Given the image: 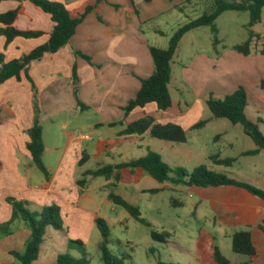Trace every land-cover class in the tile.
Segmentation results:
<instances>
[{
	"label": "crops",
	"instance_id": "crops-1",
	"mask_svg": "<svg viewBox=\"0 0 264 264\" xmlns=\"http://www.w3.org/2000/svg\"><path fill=\"white\" fill-rule=\"evenodd\" d=\"M49 1L63 3L71 18H77L86 7L92 6V10L77 26L74 35L63 48L31 62L21 72L19 78H11L0 85V224L11 219L12 209L7 200L14 199L24 203L30 212H40L45 207L56 206L62 223L59 231H66L67 242L73 240L83 243L80 239H86L85 237L92 234L94 227L97 229L95 225L97 218H102L110 230L117 225L126 230L129 217L134 219L122 208L124 213H117L118 206L108 200L109 185L114 184L113 192L137 207L141 218L148 222L152 229L151 223L142 216L139 206L148 207V213H155L157 219L158 216L161 217L159 211L147 203L152 199L151 196L164 191L173 194L182 186L186 188L184 194L187 199L195 198L194 201L189 200L188 215L194 219L196 216L203 217L208 224L210 223L211 231L199 232L194 240V260L197 263L216 264L213 258L214 248L217 247L224 256L222 252L224 246L218 244L219 238L226 240L225 245L227 247L229 245L232 251L233 233L247 230L251 233L255 255L245 256L246 259L238 264H264V223L263 230L258 227L264 220V199L251 195L244 188L235 186L200 188L175 184L170 180L159 183L141 169L133 171L122 169L117 183H113L111 178L83 176L86 171L128 163L144 157L151 151L159 155L169 168H182L186 171L185 165L191 166L193 170L207 164L211 171L228 174L231 179L264 190V176L263 178L260 176L264 174V170L257 169L254 172L249 169V160L248 162L245 160L246 167L239 166L237 173L232 172L237 162L236 156L230 157L235 159L231 167L210 162L211 166L208 162L209 157L214 155L221 159H229L225 154L227 149H231L230 153L234 154L240 152L234 151V143L231 138L229 139L233 127L227 126L221 134L212 137L214 145L212 153L206 152L204 142L198 144L195 139L202 136V131L210 126L208 124L214 118L213 114V118L205 120L201 118L204 109L200 102H206V96L230 95L239 87H249L250 83L259 86L264 78V55H260L259 51L264 48L254 54L250 50V55L247 56L235 52L232 48L236 45L231 47V51L222 47V53L197 54L182 65L178 82L180 88L174 90V98L168 84L172 101L170 108L160 111L154 104H147L143 108H135L124 114V107L136 97L141 80L153 73L149 47L154 46L144 41L142 25L155 19L159 14L175 10L179 6V10L182 11L186 5L192 4L193 0ZM135 3L141 5L139 9ZM154 4L167 6L165 8L162 6L159 12L154 13L152 11ZM10 11L17 12L12 24L15 29L41 32L42 35L32 39L17 37L8 43L0 33V62L3 63L19 59L44 44L52 30L49 15L28 0H6L0 3V15ZM4 28L5 26L0 24V30ZM149 31L162 34L161 30L154 27L149 28ZM249 58L256 60L249 62ZM174 59L175 57L171 63V75ZM249 65L254 68L260 65L263 76L251 79ZM211 84L213 87H209ZM248 89L244 88L246 95ZM247 106L248 102L245 109ZM83 113L97 118L86 117L85 124L80 128L70 127L68 117L81 116ZM60 117L66 118L57 120ZM145 117L151 118L155 124L180 126L186 134V142L174 143L154 139L148 132L141 135L121 134L128 124ZM214 119L217 121L222 118ZM46 121L59 122V128L63 131L60 137L64 139L62 144L52 142L55 153L50 158L48 167L43 162L48 148L43 141ZM35 122L42 130L44 147L42 162L48 172V179L32 163L26 150L29 143L28 131ZM200 122L205 124L195 129L194 126ZM243 136L244 142H249L246 139L249 137L245 134ZM249 151H251L249 148L242 151L239 157H261L264 153L260 151L256 155H244ZM176 162L179 163L175 164ZM91 163H95V168H91ZM98 179L102 181L90 188ZM81 180H85L83 187L79 186ZM100 193L102 195H99ZM169 203L172 208L187 206L184 201L176 200L174 197H171ZM105 210L114 213L115 217L111 219L103 216L102 211ZM173 214L176 219H181L179 212ZM161 219L168 220L170 217ZM169 227L176 228L172 224H169ZM50 229L52 228H49L44 236L35 264H55L57 256L64 253L61 252L63 244L54 238ZM147 231L149 234L148 229ZM69 233H73L74 237ZM169 235L172 234L169 232ZM29 237L30 230L25 223L21 219H15L10 234L0 235V264H20L12 252L22 253ZM99 241L100 235L96 247ZM83 245L88 254L87 246L84 243ZM41 250L43 253L40 255ZM150 252L153 253V250L150 249ZM70 253L76 258L81 257L76 249L70 250ZM129 259L133 264L130 257ZM159 261L163 262L157 260L155 264ZM229 263L234 264L230 261Z\"/></svg>",
	"mask_w": 264,
	"mask_h": 264
},
{
	"label": "trees",
	"instance_id": "trees-1",
	"mask_svg": "<svg viewBox=\"0 0 264 264\" xmlns=\"http://www.w3.org/2000/svg\"><path fill=\"white\" fill-rule=\"evenodd\" d=\"M6 0H0V3ZM19 1V0H16ZM42 12L49 15L52 22V30L49 33L48 40L33 49L28 54L23 55L19 59L8 63L0 62V85L11 78H19L27 66L33 62L40 60L43 55L56 53L63 48L74 35L77 26L82 22L85 16L92 10V6L86 7L83 13L77 18H71L66 6L63 3L49 0H28ZM102 0H97L100 2ZM212 7L210 11L204 12L193 20H189L185 24L179 26L170 36L167 48L160 49L149 47V54L152 59L153 73L151 76L141 80V86L136 97L129 101L124 107V114H127L135 108H143L147 104H154L157 110L164 111L172 106V101L168 91V84L171 77V63L176 51L179 47L181 39L190 31L208 27L212 35V46L215 47L219 41L217 39L218 31L215 21L224 12H247L249 15L247 27L261 23L262 11L264 9V0H211ZM17 12L10 11L0 15V24L5 28L0 33L5 37L6 42H11L14 38L32 39L42 35L41 32L20 31L15 29L12 24L16 18ZM256 35L249 32L248 39L234 46L232 49L244 56L250 55V48L253 38ZM260 55H264V49L259 51ZM1 61V59H0ZM259 88L264 91V79L259 83ZM206 105L214 118H222L228 120L231 124L239 126L243 133L248 136L255 144L256 148L244 155H256L260 151H264V135L259 130L256 123L248 120L244 114L247 105V95L243 87H239L234 93L223 98H214L209 95L206 99ZM205 122H200L194 126L195 129L202 127ZM148 132L149 136L154 139L164 140L174 143L186 142V134L180 126L176 124H155L149 117L141 118L127 125L122 131V135H141ZM29 143L26 150L32 160V163L39 171L48 179V172L43 165V142L42 130L38 123H34L28 131ZM210 162L224 167H231L235 159H221L214 155L209 158ZM83 162V161H82ZM81 162V164H82ZM122 169L133 171L141 169L151 178L159 183L171 181L175 184L184 186H194L200 188L206 187H225L235 186L247 190L251 195L264 199V190L257 189L246 183L231 179L223 173H217L209 170L205 165L194 168L191 172H187L182 168H169L162 162L159 155L148 151L147 154L139 159L132 160L128 163L119 165H107L99 167L96 170L86 171L85 176L93 178L102 177L112 179L113 183L119 180V172ZM176 173L174 178L170 174ZM85 180L79 181V186L83 187ZM114 184L109 185L107 198L115 206H118L129 213V215L137 222L144 225L149 230L151 239L158 243H165L170 235L167 232H157L150 229V225L141 218L140 211L137 207L132 206L127 201L113 192ZM11 209V219L0 224V235H9L11 225L15 219H21L26 227L30 230V237L25 244L22 253L12 252V255L20 264H33L39 255L40 247L47 230L60 229L62 226L59 216V209L56 206L45 207L40 212H30L25 204L14 199H8ZM262 223L258 226L263 230ZM95 225L100 235V241L97 244L99 252V260L102 264H132L125 263L126 258L115 256L109 246L110 228L102 218L95 220ZM167 239V240H166ZM76 249L81 254L80 258L74 257L70 250ZM231 249L233 253L251 257L255 255V247L252 242L251 233L247 230H241L233 233L231 237ZM88 254L85 247L80 241H68L67 251L57 256L55 264H89ZM213 258L216 264H230L229 261L221 254L220 250L215 247ZM129 260V258H128ZM157 264H172L157 262ZM246 264V263H243Z\"/></svg>",
	"mask_w": 264,
	"mask_h": 264
},
{
	"label": "rangeland",
	"instance_id": "rangeland-1",
	"mask_svg": "<svg viewBox=\"0 0 264 264\" xmlns=\"http://www.w3.org/2000/svg\"><path fill=\"white\" fill-rule=\"evenodd\" d=\"M136 4V8L139 9L141 5ZM186 5V4H185ZM133 6V5H132ZM162 6L165 8L167 5H158L154 4L152 11L157 13L161 10ZM212 7L211 0H193L192 4L186 5V8L182 11L179 8L175 10L169 11L167 13L159 14L155 19L145 23L142 25V30L144 31V41L150 45L157 48H166L167 42L171 34L174 30L182 25L183 23L187 22L190 19L197 18L198 16L202 15L206 11H210ZM134 8V7H133ZM249 15L247 12H224L221 14L215 21L216 29L218 31L217 39L219 43L213 47L212 46V35L210 34V29L208 27L199 28L197 30L190 31L187 36L182 40L179 45V48L175 54L174 64H173V71L169 83V88L172 97H175L174 90L179 89V74L181 73L182 65L193 59L197 54H204V55H212L215 52L222 53V47L227 48L228 51H231V47L234 45H240L244 43L249 36V32H253L256 36L253 38L252 43V54L259 49L264 48V9L262 11V18L261 23L253 26L252 28L247 27ZM157 28L161 30L162 34L157 32L150 33L149 28ZM251 57H254L251 55ZM256 60V58H249V62ZM260 65L258 67H253L249 65L250 78L253 77H261L262 72L260 71ZM259 68V69H258ZM264 79V78H262ZM209 87H213L212 84ZM249 88L247 91V102L248 106L244 111L246 118L254 123L257 124L259 130L264 135V91H262L259 86H255L252 83L249 84ZM209 96V95H208ZM208 96H206L208 98ZM224 95H213L214 98H223ZM227 96V95H226ZM205 97V98H206ZM225 97V96H224ZM206 98V99H207ZM201 107L204 109L201 118L203 120L208 118H213L212 113L210 112L209 108L206 105V102L201 103ZM86 117L90 118H97L94 115L90 116L83 113L81 116L76 117H68L70 120V127L72 128H80L86 122ZM66 117H60L57 120H64ZM56 122V123H53ZM59 122L57 121H46L44 123V131H43V141L44 144L48 147L47 153L43 158L44 165L46 167L50 166V158L55 153L54 148L52 147V142H60L62 144L64 142L63 137L60 135L63 133L58 125ZM208 125V128L202 131V136L200 138H195L198 144L204 142L206 145V152L212 153L214 149V145L212 143V137L215 134H221L225 127H233L234 130L231 131L229 139L231 138L232 142L234 143L235 149L237 150V154L230 153L231 149L226 151L227 158L230 157H237V162L234 164L232 168V172H238L239 166L246 167L249 160V169L253 170L254 172L259 170H264V153L261 157H247L242 158L239 157V154L245 150H252L254 149V144L250 138H246L249 142H244V134L242 133V129L237 125H232L228 120L225 119H218L217 121L213 118ZM226 139H228V135H226ZM203 148V151H204ZM226 150V149H222ZM229 151V152H228ZM210 158V157H209ZM170 162V161H169ZM210 163V160H208ZM176 162L175 164H178ZM206 163V162H205ZM211 164V163H210ZM171 165V163L169 164ZM91 168H95V163H91ZM186 171L189 173L191 172V166L185 165ZM205 166H209L205 164ZM212 166V164H211ZM209 168V167H208ZM224 170V168H221ZM229 170V169H228ZM228 175V174H227ZM172 177H176V173L170 174ZM261 178H263L264 174H260ZM237 179V178H236ZM262 180V179H260ZM102 179L95 180L93 184L90 185V188L94 187L96 184L100 183ZM264 181V178H263ZM258 189V188H257ZM179 191L174 192L171 194L169 191H164L159 193L158 195L151 196L152 199L149 200L147 203L151 204L153 208L159 211V215L156 219L155 213L151 214L148 213V207L144 208L140 207L142 212V216L151 223V228L157 232H167L171 233L170 238L165 243H158L150 239L147 229L142 226L140 223L132 220L129 216L127 222V229L122 230L118 225L116 227H111L110 230V237H109V246L108 248L111 252L117 256L125 257V263L130 262L128 258H131L133 264H155L157 260H161L166 263H173V264H200L197 263L195 259V238L198 236L199 232H208L210 230L209 224L207 220H204L203 217H195L192 218L190 215V209L188 203L190 201H194L193 199H187L184 191L186 188L180 186L178 188ZM263 190V189H260ZM99 195H102L100 193ZM174 197L176 200H181L186 203L187 206L179 207V208H172L170 206V199ZM149 198V197H147ZM190 200V201H189ZM142 204V203H141ZM147 204V205H148ZM117 213H124L120 207L116 208ZM104 214L103 216L109 217L113 219L115 217L114 213L110 211H102ZM179 212L181 215V219H176L173 213ZM170 217L168 220H162V217ZM169 224L174 225L176 228H170ZM159 225H165L164 227H158ZM67 230L68 226H67ZM94 232L89 234L86 239L83 240V243L87 246L88 252V259L90 264H102L99 260V252L96 247L97 240L99 239V234L97 229L93 228ZM50 233L53 235L54 238L59 240L61 244H63V248L61 252H66L68 247V242L66 241V231L59 229L56 230H49ZM74 232H76L73 229ZM211 231V230H210ZM56 232V233H53ZM72 232V231H71ZM71 237H74L72 234L69 233ZM75 235V234H74ZM223 241V242H222ZM218 244L223 245L222 252L224 256L232 263L238 264L246 259L245 256L234 254L230 250V246L228 247L225 245L226 240L219 238ZM230 244V242H228ZM65 248V249H64ZM150 249L153 250V253L150 252ZM65 250V251H63ZM43 253L41 250L40 255ZM35 264V263H33Z\"/></svg>",
	"mask_w": 264,
	"mask_h": 264
},
{
	"label": "built area",
	"instance_id": "built-area-1",
	"mask_svg": "<svg viewBox=\"0 0 264 264\" xmlns=\"http://www.w3.org/2000/svg\"><path fill=\"white\" fill-rule=\"evenodd\" d=\"M84 138H87V137H84Z\"/></svg>",
	"mask_w": 264,
	"mask_h": 264
}]
</instances>
